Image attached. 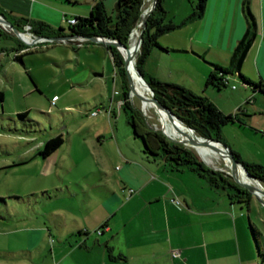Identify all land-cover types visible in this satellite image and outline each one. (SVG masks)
Instances as JSON below:
<instances>
[{
	"label": "rangeland",
	"instance_id": "obj_1",
	"mask_svg": "<svg viewBox=\"0 0 264 264\" xmlns=\"http://www.w3.org/2000/svg\"><path fill=\"white\" fill-rule=\"evenodd\" d=\"M95 1L46 0L50 6L69 12L60 24L53 25L63 26L67 33L70 20L90 15ZM115 1L104 0L107 12L113 16ZM152 1L145 0L144 12ZM0 29L8 33L0 36V264H57L66 256L68 260L76 258V251L71 252L76 246V219L86 225L93 223L88 212L99 210L90 203V197L99 198L103 187L117 177L119 167L127 165L126 157L129 165L166 163L161 158L147 157L124 111L117 119L107 111L111 100L115 96L118 99L117 94L126 88L122 76L115 73L111 54L105 55V46L76 34L65 41L34 42L39 36L28 26L22 29L23 39L9 26L0 23ZM140 33L138 26L132 35ZM106 41L102 38L99 42L112 45ZM132 82L130 102L141 109L147 127L162 134L164 114L142 96L140 85ZM241 86L239 81L238 88ZM55 94L58 99L53 103ZM119 118L121 132L117 140L112 131L117 130ZM254 120L264 124V115ZM175 125L185 131L181 124ZM259 131L255 139L250 138L253 149L264 157V129ZM60 133L65 138L62 146L46 158L40 155L38 148ZM186 146L208 166L233 178L222 153L204 146L207 161L193 146ZM256 186L264 188L263 183L257 182ZM242 206L248 227L251 221L260 231L257 238L263 256L248 229L251 251L262 260L264 205L253 196L249 205Z\"/></svg>",
	"mask_w": 264,
	"mask_h": 264
},
{
	"label": "crops",
	"instance_id": "obj_2",
	"mask_svg": "<svg viewBox=\"0 0 264 264\" xmlns=\"http://www.w3.org/2000/svg\"><path fill=\"white\" fill-rule=\"evenodd\" d=\"M193 2L165 0L167 19L180 23L193 11ZM242 2L207 0L200 20L159 37L161 47L152 49L145 71L161 81L207 96L226 114L242 108L244 122L228 124L225 138L244 161L264 165L262 153L253 149L250 138L255 139L261 133L259 129H264V124L254 120L264 115V94L244 84L238 88V74L231 75L221 90L206 86L214 70L212 63L228 65L245 34L247 21ZM251 8L258 34L241 72L259 81L264 80V0H251ZM0 9L52 25L60 24L69 14L46 0H0ZM108 52L112 56L109 49L105 55ZM117 95L119 98H111L107 108L116 119L124 111L121 92ZM120 125L121 118L116 123L117 130L112 131L117 140ZM231 135L238 138V144ZM129 161L126 157L127 165L115 171L117 177L103 187L98 199L90 197V203L99 210L98 214L88 212L93 223L86 225L76 219V248L71 251H76V258L68 260L66 256L57 264H264V259L254 257L251 251L242 204L232 203L224 191L211 187L191 170H172L169 165H129ZM173 250H179L180 255L174 257Z\"/></svg>",
	"mask_w": 264,
	"mask_h": 264
},
{
	"label": "trees",
	"instance_id": "obj_3",
	"mask_svg": "<svg viewBox=\"0 0 264 264\" xmlns=\"http://www.w3.org/2000/svg\"><path fill=\"white\" fill-rule=\"evenodd\" d=\"M164 1L158 0L156 8L147 19L140 51L137 55V63L135 59V65L137 64L147 82L154 89L158 100L175 113L184 123L192 127L201 136L227 143L224 128L235 121L244 122L243 118H241L242 108H239L235 113L226 114L207 96L198 94L177 83L161 81L145 71V63L152 49L154 47H161L159 37L200 20L204 16L207 5V0H195L193 2V11L180 23H176L167 19L168 12L164 8ZM144 5L145 0H117L113 16L107 12L105 4L102 1H97L90 15L74 18L75 23L70 24L68 33L63 26L55 27L44 20L16 17L12 13H7L2 9H0V14L20 31L28 26L29 30L37 36L63 37L73 34L89 38L104 36L110 38V40L114 39L124 43L128 48L130 38L134 32L133 30L142 20V15H144ZM242 9L247 21L245 34L234 48L228 65L212 63L214 70L207 77L206 86H213L217 90H221L227 86L231 75L238 74L242 84L251 86L254 91L264 94V80L253 81L241 72L248 51L258 34V23L251 8V0H243ZM6 35L8 33L0 29V36ZM106 46L112 53L115 72L122 76L123 87L126 88L121 93L123 100L121 108L126 113L128 122L133 129L134 137L141 140L143 151L147 154V157L153 160L163 159L172 170H191L204 178L211 187L224 191L232 203L249 205L253 199V195L248 189L236 183L231 176L208 166L190 147L179 142H174L165 134L153 132L147 127L141 109L133 105L129 100V79L123 55L115 46ZM20 56L17 55L16 58ZM147 94L148 96H152L151 93L147 92ZM0 97L3 99L2 92H0ZM248 101L252 102V99ZM64 142L65 138L60 133L45 141L38 148V153L46 158L58 150ZM232 152L236 160L243 164L252 175L264 184V165L256 162H246L237 152L234 150ZM249 227L257 241L259 253L263 256L257 238L260 235V231L257 230L251 221ZM100 231L102 230L100 229Z\"/></svg>",
	"mask_w": 264,
	"mask_h": 264
},
{
	"label": "water",
	"instance_id": "obj_4",
	"mask_svg": "<svg viewBox=\"0 0 264 264\" xmlns=\"http://www.w3.org/2000/svg\"><path fill=\"white\" fill-rule=\"evenodd\" d=\"M157 2L158 0H153L150 7L148 8L147 10V13L146 15L142 18V20L139 22L138 25H141L143 24L145 27H146V24H147V19L149 17V15L154 11V9L156 8L157 6ZM0 23L3 24L4 26H9L10 28H12L15 33L23 39V36H22V31H20L17 27H14L12 25V23L10 21H8L3 15L0 14ZM137 25V26H138ZM136 26V27H137ZM135 27V28H136ZM135 30V29H134ZM133 30V31H134ZM132 31V32H133ZM132 34V33H131ZM74 35H68V36H63V37H37V39H34V42H37L39 41L40 39H47V40H50V41H65L66 39H70L72 38ZM142 38H143V33L140 35L139 37V40H138V44L136 46V52L140 49L141 47V43H142ZM92 41L94 42H99L100 39H98L97 37H91L90 38ZM107 43L109 44H112V45H115L119 48L120 50V47H126V45L124 43H121L117 40H108L106 41ZM135 61V56L133 54L132 55H128L127 58L124 57V62H125V67H126V71H127V66H129L130 64H132L133 62ZM137 63V62H136ZM136 73L139 77V79L147 86V88L149 89V91L151 92V98H152V102L153 104L155 105V107L157 108V110L161 113V112H164L169 121H171L172 123L174 124H181L184 128H185V131L188 135H190L191 137V140H192V143H187L185 141H182V140H178V139H175L173 138L172 136L168 135L167 132L165 131V129L162 128V131L164 134H166L168 136V138L174 142H179V143H182L184 145H188V146H196V145H205V146H210V147H216L217 145H220L222 146L226 152H227V155L229 157V160L231 161V168H232V171H233V178L235 179V181L242 185L243 187H245L246 189H248L250 191V193L255 196L263 205H264V199L261 198L259 196V192H262L264 193V188H260L256 185H252L250 183H246V182H243V181H240L236 178V174H238V171L243 169L249 177L253 178L254 180H257L258 182H261L257 177H255L254 175H252L245 167L243 164H241L240 162H238L232 152V149L231 147L227 144V143H224L220 140H217V139H214V138H210V137H204V136H201L199 135L198 133L195 132V130L188 126L186 123H184L175 113H173L167 106H165L162 102H160L158 100V98L156 97V93L154 91V89L152 88V86L147 82V80L145 79L144 75L142 74V72L140 71V69L137 67V64H136ZM131 88V87H130ZM235 172V174H234ZM262 183V182H261Z\"/></svg>",
	"mask_w": 264,
	"mask_h": 264
},
{
	"label": "bare ground",
	"instance_id": "obj_5",
	"mask_svg": "<svg viewBox=\"0 0 264 264\" xmlns=\"http://www.w3.org/2000/svg\"><path fill=\"white\" fill-rule=\"evenodd\" d=\"M147 10L144 12V15L142 17H144L146 15ZM138 26H140V28H141V33L137 37H135L134 35L131 36L128 48H127V46L126 47H122V46L120 47V52L122 53L123 57L127 58L128 55H132V50L134 49V47H135V45L137 43V39H139L140 35L143 33L141 25H138ZM138 26L135 28L134 32L138 31ZM142 26H143L144 29L146 28L143 24H142ZM24 35L25 34H22L23 37H24ZM135 38H137V39H135ZM139 51H140V49L137 52L134 53L135 59H136V56L138 55ZM127 72H128L129 85L131 84L133 91H134V86H133L132 80L135 81V85L136 86L140 85L142 96L143 97H148L149 101L153 104L151 96H148V94H147V92L148 93H151V92L149 91L147 86L139 79V77H138V75L136 73L135 61L132 64H130L129 66H127ZM162 113L165 116L164 117V121H162V122H164L165 131L167 132V134L172 136L175 139L182 140V141H185L187 143H192L191 137L188 136L187 133L183 129H179L172 122L170 123L167 115L164 112H162ZM204 146L205 145H196V146H193V147L195 149H197L200 152V155L207 160L206 155H205ZM205 147H208L209 149L210 148L211 149H216L217 151H219V152L223 153L224 155L228 156L226 150L220 145H217L216 147H210V146H205ZM225 158H226V164H227V166H225V167H227L228 171L231 174H233V171H232V168H231V165H232L231 161L229 162V159L227 157H225ZM234 174H235V172H234ZM236 178L238 180H240V181H243V182H245V180L249 179L250 184H252V185H256V183L258 182L257 180H254L253 178L249 177L248 174L243 169L238 171V174H236ZM259 183L261 184V182H259ZM259 196L264 199V193L259 192Z\"/></svg>",
	"mask_w": 264,
	"mask_h": 264
},
{
	"label": "built area",
	"instance_id": "obj_6",
	"mask_svg": "<svg viewBox=\"0 0 264 264\" xmlns=\"http://www.w3.org/2000/svg\"><path fill=\"white\" fill-rule=\"evenodd\" d=\"M70 22L73 24V23H75V19L74 18H72L71 20H70ZM98 39H102V38H104V39H107V40H110V38H106V37H97ZM235 87V86H234ZM57 99H58V96H54L53 97V103H55L56 101H57ZM94 114H96V112H94ZM99 232H101V231H99ZM172 254H173V256L174 257H177V256H179L180 255V251L179 250H173V252H172Z\"/></svg>",
	"mask_w": 264,
	"mask_h": 264
}]
</instances>
